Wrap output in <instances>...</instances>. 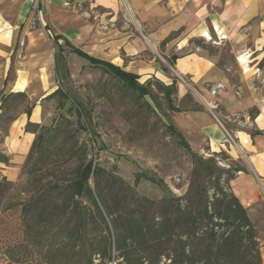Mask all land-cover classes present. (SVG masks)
Instances as JSON below:
<instances>
[{
	"label": "crops",
	"instance_id": "obj_1",
	"mask_svg": "<svg viewBox=\"0 0 264 264\" xmlns=\"http://www.w3.org/2000/svg\"><path fill=\"white\" fill-rule=\"evenodd\" d=\"M70 2L76 5V10L66 0H41L38 16H34L31 0H0V114L2 98L9 94L22 93L32 104L29 117L22 112L4 134L0 131V156L8 159V162L0 160V181L15 183L19 177L34 140L25 126L38 123L42 100L61 88L57 86L61 56L56 52L65 45L119 66L139 79L158 78L168 85L171 74L158 65L147 47L164 45L162 55L169 60L176 57L173 62L176 74L189 77L200 90L206 89L199 82L221 85L222 72L213 58L191 46L192 39L229 47L232 59L242 67L243 76L264 57V0ZM126 16L139 24L142 40L127 31ZM33 18L37 23L35 28L31 26ZM121 30H126L124 35ZM178 31L180 36L176 41H166L171 33ZM138 62L143 65L138 66ZM177 93L179 99L183 98L185 88L178 87ZM221 94L226 99L221 103L227 113L223 119L232 120L240 111L256 107L253 100H238L231 92ZM256 110L253 119L243 112L246 115L244 120H239L240 127L224 126L207 109L178 113L176 124L196 146L208 141L216 150L225 147L229 139L237 140L236 149L239 153L244 151L246 164L239 163L243 171L229 185L252 222L262 221L258 226L254 224L261 235L264 219L257 217V210L264 204V107ZM260 245L261 264H264V243Z\"/></svg>",
	"mask_w": 264,
	"mask_h": 264
},
{
	"label": "trees",
	"instance_id": "obj_2",
	"mask_svg": "<svg viewBox=\"0 0 264 264\" xmlns=\"http://www.w3.org/2000/svg\"><path fill=\"white\" fill-rule=\"evenodd\" d=\"M71 51L111 74L140 98L148 96L154 100L149 86L139 83L138 75L78 49L71 48ZM157 84L170 111L181 112L172 101L177 94L176 81L170 85ZM56 96L76 105L78 130L88 131L94 142L88 121L80 120L85 117L81 104L62 88L45 99ZM18 97L25 98V95L4 96L1 109L8 100ZM30 112V109L25 111L28 117ZM58 126L45 131L49 134ZM166 130L177 137L179 145L190 150L173 124H168ZM46 144L45 137L38 134L27 163L35 149H48ZM64 156L61 161L46 157L41 163L34 161L25 167L22 187L28 197L17 204L23 241L11 247V251L36 252L40 256L38 264H109L111 261L117 264H261L256 226L229 185L242 168L224 172L226 177L222 179L220 173L216 174V168L195 158L194 180L189 192L183 197L167 193L156 202L140 196L134 189L142 180L164 187L153 177L139 173L130 186L89 158L87 145L77 140L70 142ZM0 160L8 162L6 157L0 156ZM212 176L210 185L204 184ZM2 182L12 185L5 179Z\"/></svg>",
	"mask_w": 264,
	"mask_h": 264
},
{
	"label": "rangeland",
	"instance_id": "obj_3",
	"mask_svg": "<svg viewBox=\"0 0 264 264\" xmlns=\"http://www.w3.org/2000/svg\"><path fill=\"white\" fill-rule=\"evenodd\" d=\"M126 18L129 21L127 31L133 37L142 40L143 31L139 24L128 16ZM120 32L124 35L126 30ZM179 36V31L173 32L166 41H176ZM190 44L195 46L199 53L214 59L215 65L222 72V82L221 85L199 82L200 86L203 85L206 89L200 90L198 84L196 87L193 85L192 79L176 74L173 62L162 55L164 45L159 47L148 45L150 56L156 58L158 65L171 74L169 83L175 80L177 88L181 86L185 88L183 98L179 99L178 93L173 96V105L186 113L207 109L218 116L224 126L229 124L240 127L242 122L239 120H244L243 115L246 114L253 119L257 112L256 107H264V57L243 76L242 67L232 59L229 47L206 43L201 38L192 39ZM56 53L61 56L58 61L61 72L57 86L81 104L85 117L80 120L82 123L88 121L94 142L88 131L78 130V118L74 110L76 105L72 104L71 100H64L60 96L42 100L38 123H28L25 130L31 132L34 139L38 134L43 135L49 148L35 149L29 163L26 158L15 183L4 185L0 181V264H38L37 261L40 259L38 253H29V250L23 249L10 250L23 241L20 207L17 204L28 197V192L22 187L26 179L24 169L26 166L30 167L34 161L43 162L46 157L61 161L71 141L77 140L79 144H86L89 158L95 159L102 168L113 172L130 186L134 185L135 176L139 173L160 181L164 187L142 180L134 188L140 196L156 202L163 199L167 193L183 197L189 192L194 180L195 158H200L216 168V174L220 173L222 179L226 177L224 172L235 167L242 168L239 163H245V153L242 150L240 153L237 151L235 145L237 140L229 139L225 147L216 150H213L208 141L196 146L194 141L188 140V136H185L176 124V116L181 112L170 111L163 91L157 84L163 82L158 78L139 79V83L149 86L154 100L148 96L140 98L136 92L123 86L111 74L73 55L66 45ZM137 64L143 65L139 62ZM223 92L233 93L238 100H253L256 107L240 111L231 118L232 120H228V117L223 119L227 114L221 106L226 100L221 94ZM29 109L32 110V104L26 95L25 98L8 100L0 114L2 134L18 114ZM168 124H173L182 134L190 150L179 145L177 137L166 130ZM56 125L59 126L55 131L49 134L45 131ZM213 180L214 176L210 180H205L204 184L210 185ZM257 211L259 212L257 217L264 219V204H260ZM253 222L258 226L262 221ZM261 226L263 229L261 235H258L260 244L264 243V223ZM109 264H117V261H111Z\"/></svg>",
	"mask_w": 264,
	"mask_h": 264
},
{
	"label": "built area",
	"instance_id": "obj_4",
	"mask_svg": "<svg viewBox=\"0 0 264 264\" xmlns=\"http://www.w3.org/2000/svg\"><path fill=\"white\" fill-rule=\"evenodd\" d=\"M31 1H32V9L34 11V16H38L41 0H31ZM66 3L71 7L72 10H76V5L72 4L70 0H66ZM31 26L33 28L37 26V23L34 18L31 20Z\"/></svg>",
	"mask_w": 264,
	"mask_h": 264
}]
</instances>
